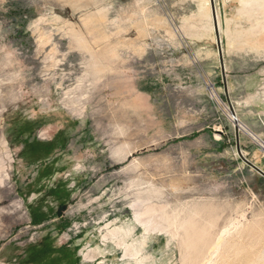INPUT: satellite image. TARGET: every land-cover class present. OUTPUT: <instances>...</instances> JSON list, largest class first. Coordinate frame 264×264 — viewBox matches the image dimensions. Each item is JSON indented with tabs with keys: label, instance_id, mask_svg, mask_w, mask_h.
Masks as SVG:
<instances>
[{
	"label": "rangeland",
	"instance_id": "374dc122",
	"mask_svg": "<svg viewBox=\"0 0 264 264\" xmlns=\"http://www.w3.org/2000/svg\"><path fill=\"white\" fill-rule=\"evenodd\" d=\"M215 41L209 0H0V264H264V47L248 91Z\"/></svg>",
	"mask_w": 264,
	"mask_h": 264
},
{
	"label": "crops",
	"instance_id": "0c3cea01",
	"mask_svg": "<svg viewBox=\"0 0 264 264\" xmlns=\"http://www.w3.org/2000/svg\"><path fill=\"white\" fill-rule=\"evenodd\" d=\"M220 3L225 14L219 30L224 69L229 74L239 64L241 72H249V66L260 59L257 53H262L253 48L264 47V0H220ZM260 75L244 73L231 78L243 79L244 88L251 91L257 89Z\"/></svg>",
	"mask_w": 264,
	"mask_h": 264
},
{
	"label": "water",
	"instance_id": "95a60500",
	"mask_svg": "<svg viewBox=\"0 0 264 264\" xmlns=\"http://www.w3.org/2000/svg\"><path fill=\"white\" fill-rule=\"evenodd\" d=\"M209 1H210V7H211V12H212L213 22H214V31H215V37H216L217 52H218V56H219L220 70H221V74L223 77L224 76V65H223V61H222V52H221L220 38H219V33H218L217 23H216L215 8H214L213 0H209ZM254 169L258 173H261L258 169H256V168H254Z\"/></svg>",
	"mask_w": 264,
	"mask_h": 264
},
{
	"label": "built area",
	"instance_id": "2783aa9c",
	"mask_svg": "<svg viewBox=\"0 0 264 264\" xmlns=\"http://www.w3.org/2000/svg\"><path fill=\"white\" fill-rule=\"evenodd\" d=\"M229 118L233 122V124H235L238 128L243 129V130L245 129L243 127V125L240 124V122L238 121V119H237V117H236V115L234 113H230L229 114ZM262 149L264 150V144L262 145Z\"/></svg>",
	"mask_w": 264,
	"mask_h": 264
}]
</instances>
